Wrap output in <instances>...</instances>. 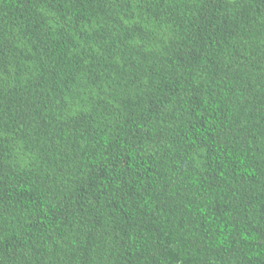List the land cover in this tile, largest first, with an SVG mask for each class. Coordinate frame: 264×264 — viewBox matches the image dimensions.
<instances>
[{
  "label": "trees",
  "instance_id": "trees-1",
  "mask_svg": "<svg viewBox=\"0 0 264 264\" xmlns=\"http://www.w3.org/2000/svg\"><path fill=\"white\" fill-rule=\"evenodd\" d=\"M0 264H264V0H0Z\"/></svg>",
  "mask_w": 264,
  "mask_h": 264
}]
</instances>
